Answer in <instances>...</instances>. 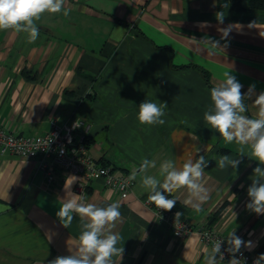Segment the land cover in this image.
Here are the masks:
<instances>
[{
	"label": "crops",
	"instance_id": "crops-1",
	"mask_svg": "<svg viewBox=\"0 0 264 264\" xmlns=\"http://www.w3.org/2000/svg\"><path fill=\"white\" fill-rule=\"evenodd\" d=\"M64 8L70 10L67 16L46 12L35 21L39 36L33 43L27 33L0 31V124L34 136L55 124L83 120L80 128L90 153L118 174L131 175L147 158L156 161L147 174L160 178L165 160L181 168L187 160L205 156L202 183L208 198L201 210L184 203L187 189L168 196L176 200L173 209L194 227L185 239L175 237L146 203L148 192L139 175L126 198L103 180L90 183L86 202L119 204L121 216L110 230L121 237L117 247L124 252L121 259L113 257L115 264H204L210 248L198 233L202 226L225 238L234 231L252 241L251 251L259 253L264 215L249 211L246 204L253 170L264 165L238 156L240 146L225 142L203 114L212 106L211 88L226 71L243 86L242 93L250 85H255V94L264 91V38L259 35L264 10H233L231 0H65ZM219 11L225 13L222 25L215 18ZM254 21L257 28H249ZM203 22L207 26L201 27ZM230 23L241 28L233 29L227 48L214 55L188 39L220 40L217 29ZM116 28L123 29L122 39L113 38ZM147 99L167 104L163 125L139 123L138 107ZM254 99L245 100L249 117L257 111ZM221 155L241 163L235 171L220 170L213 158ZM69 175L61 171L51 185L38 159L0 152V264H48L70 254L68 248L82 230L80 217L74 216L65 228L56 216ZM75 185L71 191L78 195Z\"/></svg>",
	"mask_w": 264,
	"mask_h": 264
},
{
	"label": "clouds",
	"instance_id": "clouds-1",
	"mask_svg": "<svg viewBox=\"0 0 264 264\" xmlns=\"http://www.w3.org/2000/svg\"><path fill=\"white\" fill-rule=\"evenodd\" d=\"M64 5L65 0H0V31L27 33L28 42L33 43L39 36L35 21L46 12L56 14L63 11V15L67 16L70 10L65 9ZM224 7L228 5L225 4ZM215 18L218 24L222 25L225 13L219 11ZM204 26H207V22L201 24V27ZM248 27L257 28L256 22L249 23ZM240 28L241 25L231 23L218 28L220 40L225 41L223 45L220 40L211 38L188 39L194 45H205V50L214 55L217 50L224 51L227 48L230 33L233 29ZM259 35L264 38V32H259ZM113 38L122 39L123 29L116 28ZM242 87L230 71L224 72L220 82L210 90L212 106L204 112L203 119L225 142H234L240 146L238 156L247 155L250 159L258 161L259 165H264V91L255 94V85H250L247 93H242ZM254 95L252 105L257 111L254 117H249L245 114L248 111L245 100H250ZM166 108V103L158 104L147 99L140 103L137 119L142 125H163L165 120L162 117ZM245 148L248 149V154H245ZM213 159L220 170L231 168L235 171L241 163L240 159L230 155H221ZM207 166L208 160L204 155H200L195 161L187 160L181 168H177L173 161L165 160L159 166L160 178H157L147 174L149 169L156 167V161L145 158L138 168L132 170L128 179L135 180L139 175L141 187L148 192V200L165 211L172 210L176 204V200L169 199L168 196L180 189H187L188 199L184 203L192 205L194 210L199 212L200 205L208 198V190L202 183ZM253 172L252 183L247 189L249 202L246 208L257 215H264V167L257 166ZM77 179L74 175L66 178L64 184L66 195L60 200L61 206L56 216L65 228L72 223L74 216H79L82 230L72 247L68 248L70 254L57 256L48 264H115L113 257L119 256L121 259L124 252L123 247H117L121 237L110 230L121 216L119 204L111 203L106 207H100L95 203L85 202L82 195H76L71 191V185ZM181 215L182 213L177 212L176 220H179ZM222 243L224 239L213 242L211 249L205 253L204 264H218V260H224ZM226 243L228 247L225 251L231 254L228 264H243L242 259L236 258V254L241 253L242 246L249 250L254 247L252 241L245 242L236 236L234 231L228 234ZM253 264H264V254H260Z\"/></svg>",
	"mask_w": 264,
	"mask_h": 264
},
{
	"label": "built area",
	"instance_id": "built-area-1",
	"mask_svg": "<svg viewBox=\"0 0 264 264\" xmlns=\"http://www.w3.org/2000/svg\"><path fill=\"white\" fill-rule=\"evenodd\" d=\"M83 125V120L73 119L62 126L53 125L47 133L26 136L9 131L0 124V152L38 159L39 166L47 177V183L51 185L60 178L61 171L76 176L78 179L75 191L84 198L90 183L95 180H103L107 187L119 192L122 198L128 197L134 180L128 179V173H116L112 166L102 164L90 153L87 135L80 128ZM146 203L153 207L157 218L170 226L175 237L185 239L194 232V227L189 221L182 217L176 220L177 211L174 209H159L148 198ZM198 233L201 241L210 249L215 240L224 239L221 248L224 260L221 261L228 264L231 254L225 251L228 247L225 236L209 226H202ZM241 253H237L236 258L242 259L243 264H253L259 256L244 247L241 248Z\"/></svg>",
	"mask_w": 264,
	"mask_h": 264
},
{
	"label": "trees",
	"instance_id": "trees-1",
	"mask_svg": "<svg viewBox=\"0 0 264 264\" xmlns=\"http://www.w3.org/2000/svg\"><path fill=\"white\" fill-rule=\"evenodd\" d=\"M231 7L233 10H237V11H246L249 9L264 10V0H231ZM205 79L208 80L206 75H205ZM87 143H88V139H87ZM226 206H227V202L223 203L217 209V211L214 213L213 217L210 220L211 224L221 216ZM257 254L258 255L264 254V245L261 247L259 253Z\"/></svg>",
	"mask_w": 264,
	"mask_h": 264
}]
</instances>
